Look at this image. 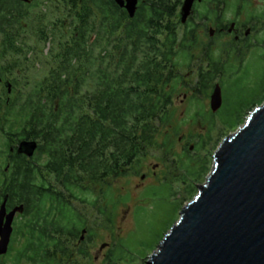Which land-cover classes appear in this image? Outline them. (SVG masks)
I'll return each instance as SVG.
<instances>
[{
	"label": "trees",
	"instance_id": "obj_1",
	"mask_svg": "<svg viewBox=\"0 0 264 264\" xmlns=\"http://www.w3.org/2000/svg\"><path fill=\"white\" fill-rule=\"evenodd\" d=\"M182 5L145 0L130 17L115 0H0V171L12 179L4 192L25 203L18 231L26 242L9 253L30 264H95L89 249L96 230L128 200L116 195L113 180L138 174L152 157L171 164L168 181L183 186L180 207L192 199L209 158L201 136L193 158L174 152L181 137L174 98L182 87L194 88L190 101L201 111L193 119L209 124L212 148L264 102V81L245 77L216 113L204 109L201 98L234 73L238 47L234 39L226 44L225 58L204 47L212 44L197 28L181 34ZM212 6L200 17L220 14ZM195 66L193 84L182 71ZM23 140L38 142L34 158L16 151ZM127 254L117 243L105 264H133Z\"/></svg>",
	"mask_w": 264,
	"mask_h": 264
},
{
	"label": "water",
	"instance_id": "obj_2",
	"mask_svg": "<svg viewBox=\"0 0 264 264\" xmlns=\"http://www.w3.org/2000/svg\"><path fill=\"white\" fill-rule=\"evenodd\" d=\"M115 1L135 16L139 0ZM194 1L184 0L183 20ZM210 99L216 113L223 105L219 83ZM37 146L34 140H23L18 152L31 157ZM197 188L157 249L148 254L147 264H264V102L219 143L211 171ZM5 204L0 210L1 255L9 250L14 216L22 211L7 213Z\"/></svg>",
	"mask_w": 264,
	"mask_h": 264
},
{
	"label": "rangeland",
	"instance_id": "obj_3",
	"mask_svg": "<svg viewBox=\"0 0 264 264\" xmlns=\"http://www.w3.org/2000/svg\"><path fill=\"white\" fill-rule=\"evenodd\" d=\"M230 1L233 0H229V2ZM237 3L240 6L235 9L230 7L225 10L220 9L223 10V14L221 15V17L224 18L223 21H231L234 18H238L240 22H246L252 14L263 13L264 15V0H244ZM216 17L218 16H213L214 19ZM209 25H211V23H208L207 26ZM180 33H183L182 29ZM200 34L202 41L211 43L213 47L212 50L217 51V54L222 55L225 53L230 55L231 52H223V50L226 44L230 45L233 42V38H222L223 36L218 35L212 39L207 36L206 31ZM227 36H229V34H227ZM249 37V45L243 51L242 58H238V55H235L237 60L235 59V62H233L235 68L232 71L234 73L223 79L226 81L225 86H222L224 101L227 95L235 90V82L237 80L245 79L246 77L248 83H256L257 85H260L264 81V42L262 43V41H264V28H259L258 31H254ZM47 46H49V44ZM201 48L202 46L198 48L200 51L198 54H203ZM234 65L232 66L234 67ZM182 72L187 74L188 71ZM193 94V90L187 86L182 87L180 92L175 94L174 106L176 109V123H180L179 136L181 137L177 136V138H179L175 144L174 152L180 155L186 154V158H193L196 155V142L200 136V138L204 137V144L206 145L201 154L204 156L208 153L209 170L204 179L199 182L202 184L206 181L211 171L213 154L218 143H215L216 146L212 148L213 144L208 143L210 139H207L209 124L207 122H201L200 118L193 119V116L201 111L199 105L190 101ZM185 95H187L186 98ZM201 104L207 111L208 109L211 110L210 97L201 98ZM215 119L217 120L218 118ZM236 129L226 133L225 136L233 133ZM216 134L217 130L215 128L210 137L216 139ZM187 137L189 138L188 141H190L188 144L186 143ZM181 139H183L182 142L180 141ZM185 146L187 148H185ZM170 165L171 164H164L161 160L152 157L150 160L144 162L138 174L132 173L128 176L113 180L112 186L116 191V195L127 196L128 200L125 202L120 201L113 216V220L104 224V227L96 230L97 238L94 245H91L89 249L95 264H105L108 253L115 248L117 243H122L131 250L132 255H127L134 260L133 264H143V262L147 264L148 254L157 249L156 247L152 250L151 246H153V244L158 246L159 237L167 233L166 230L168 226L174 220L177 221L181 212L179 202L184 200L181 198L183 195L182 185L179 186L176 182L172 183V181H167L164 187L160 186L166 177L170 180L172 179V175H168ZM201 167L204 168L203 165H201ZM153 171H158L159 176H155ZM145 173H147V175L149 174V176L143 179L142 176ZM157 180L161 181V183H157ZM151 184L153 185L152 187L150 186ZM195 185L197 186L199 184L195 183ZM196 193L192 199L195 197ZM192 199L184 201L181 205L182 208ZM89 217L91 220L93 219L94 216L92 212L89 213ZM145 257H147L146 260Z\"/></svg>",
	"mask_w": 264,
	"mask_h": 264
},
{
	"label": "flooded vegetation",
	"instance_id": "obj_4",
	"mask_svg": "<svg viewBox=\"0 0 264 264\" xmlns=\"http://www.w3.org/2000/svg\"><path fill=\"white\" fill-rule=\"evenodd\" d=\"M241 1H244V0H233L230 2H229V0H195L193 3L191 13L185 20L182 19V13H181L182 6H183L182 5L180 7L179 12H178V19H177V21L179 23L178 27L180 30L182 29L183 31H185L186 27L190 25L194 28H197L199 33H200V31L202 33H205V31H207V36H209L212 39H214L218 35L223 36L222 38H227V37L233 38L234 42H235L234 44L236 45V48L238 47V49H236L235 54L238 55V57H239L242 55L243 51L246 49V45L248 44V39L250 38L249 37L250 34H252L254 31H258L259 28H264L263 13L252 14L246 22H240L238 18H234L231 21H227V20L223 21L224 18L221 17V15L223 14V13H221V11L227 9L228 7L235 9L236 7L240 6L237 2H241ZM143 2H145V0H139L138 1L137 9L139 8V6ZM183 3H184V0H183ZM211 5H213L212 6L213 8L218 6L219 10L223 9V10H220V12H219L220 14L217 15L218 17H216L214 19L210 15V13L208 15H206L205 18L200 17V15H204V12H202V10L205 11L207 9L206 7H209ZM216 19H218V20H216ZM208 23H211V25H209L211 27L207 26ZM181 34H183V33H181ZM227 34H229V36H227ZM204 47H212V45L207 44ZM222 55H223V57H225V54H222ZM240 58H242V57H240ZM186 77L191 78V80L193 81V84H195V82L198 80L197 66H195L191 71L187 72ZM187 87L194 91V88L191 87L190 85H188ZM186 97H187V95H185V98ZM180 141L182 142L183 140L181 139ZM19 144L20 143L17 144L16 151H18V145ZM37 144H38V142H37ZM38 148H39V144L37 146V149H36L34 155L31 157L27 156L26 154H22V153H20V154L26 156V159L34 158L37 155ZM7 164L9 165V163H7ZM8 165H6V167ZM168 172H171L170 168H169ZM153 174L155 176H159L158 171H153ZM9 176H11V174L9 172L0 171V210H1L2 205L4 203H6L5 205H6L7 213H10L11 211H13L17 208H22V211H17V213L14 216L13 222H12L13 230H12V234H11L9 250L11 249V247H15V248L20 247V249L21 248L23 249L22 245L26 242L25 236L20 234V232L18 231V228H19V223H20V220L22 218V215L25 212V203H21L18 196H16V195L12 196V194L10 192H8V193L4 192L3 186L6 184H9V183H12V179H10ZM146 176H149V174L147 175V173H145L142 176L143 179ZM167 181H168V178L166 177L165 180L162 181V183H161V181H158V180H157V183H159V184L161 183L160 186L164 187L165 183ZM150 186L152 187L153 185L151 184ZM83 239H84V237H82L81 240H83ZM9 250L6 254H3V255L0 254V264H30V263L26 262L25 259H22V258L18 259L12 253H9Z\"/></svg>",
	"mask_w": 264,
	"mask_h": 264
},
{
	"label": "bare ground",
	"instance_id": "obj_5",
	"mask_svg": "<svg viewBox=\"0 0 264 264\" xmlns=\"http://www.w3.org/2000/svg\"><path fill=\"white\" fill-rule=\"evenodd\" d=\"M223 140V139H222Z\"/></svg>",
	"mask_w": 264,
	"mask_h": 264
}]
</instances>
